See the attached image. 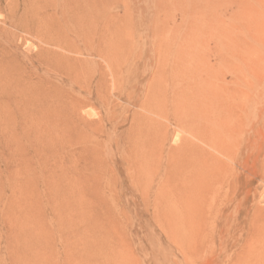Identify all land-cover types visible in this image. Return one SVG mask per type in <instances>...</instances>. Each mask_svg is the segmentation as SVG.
<instances>
[{
    "label": "rangeland",
    "instance_id": "obj_1",
    "mask_svg": "<svg viewBox=\"0 0 264 264\" xmlns=\"http://www.w3.org/2000/svg\"><path fill=\"white\" fill-rule=\"evenodd\" d=\"M180 85L191 123L235 129L236 164L185 147ZM50 94L92 127L56 128ZM191 149L209 189L179 206ZM0 264H264V0H0Z\"/></svg>",
    "mask_w": 264,
    "mask_h": 264
},
{
    "label": "bare ground",
    "instance_id": "obj_2",
    "mask_svg": "<svg viewBox=\"0 0 264 264\" xmlns=\"http://www.w3.org/2000/svg\"><path fill=\"white\" fill-rule=\"evenodd\" d=\"M96 1V0H95ZM79 3V2H78ZM87 3V2H86ZM97 4V3H96ZM96 7V6H95ZM107 31V30H106ZM90 33V32H89ZM94 34V33H93ZM92 34V35H93ZM89 36V35H88ZM96 36V35H95ZM90 37V36H89ZM94 37V36H93ZM111 38V37H110ZM93 39V38H92ZM86 40V39H85ZM63 42V41H62ZM112 45V44H111ZM58 47H61V49L62 48H64V46L63 45H61V44H59L58 43ZM96 50V49H95ZM94 50V51H95ZM107 51V50H106ZM95 53H96V55L98 56V57H101L102 59H104V57H105V54H103V51H99V50H97V51H95ZM94 55V54H93ZM116 55V54H115ZM114 57V56H113ZM101 59V60H102ZM116 59V58H115ZM99 60H100V58H99ZM158 61V60H157ZM103 63V62H102ZM104 64V63H103ZM106 66V65H105ZM97 68V67H96ZM105 69V68H104ZM114 69H116V68H114ZM109 70H110V67H109ZM109 70H107V71H109ZM106 71V70H105ZM104 71V73H106ZM157 71V70H156ZM113 72V71H112ZM116 72V71H115ZM117 73V72H116ZM110 74H113V73H110ZM80 75V74H79ZM79 75H77V76H75V77H78L79 78ZM83 75H85V74H83ZM88 75V74H87ZM101 75H103L102 73H101ZM105 75V74H104ZM107 75H109L108 73H107ZM94 76V75H93ZM106 76V75H105ZM104 76V77H105ZM88 77V76H87ZM91 77V76H90ZM95 77V76H94ZM102 77V76H101ZM101 77H100V79H101ZM81 78V77H80ZM83 78V77H82ZM85 78H86V76H85ZM89 78V77H88ZM76 79V78H75ZM90 80H92L91 78H89ZM104 79V78H103ZM79 80H81V79H79ZM85 80V79H84ZM154 80V79H153ZM74 81V80H73ZM76 81V83L78 82V79L77 80H75ZM81 81H83V80H81ZM93 81V80H92ZM88 82H89V80H88ZM101 82V81H100ZM99 82V83H100ZM81 83H83V82H81ZM86 83V82H85ZM84 83V84H85ZM149 83H150V81H149ZM183 83V82H182ZM78 84H79V82H78ZM80 86L82 85V84H79ZM90 85V84H89ZM104 85V84H103ZM155 85V84H154ZM172 85V84H171ZM84 86V85H83ZM83 86H81L80 87V89H82L83 88ZM97 86V85H96ZM101 86V85H100ZM99 86V87H100ZM90 87V86H89ZM159 87V86H158ZM172 87V86H171ZM180 87L181 88H178L176 91H175V93L173 92L171 95H172V97H166L165 96V98H167L169 101L171 100V102H170V104H176V101H180V100H182V98H186L187 96H189V95H195V93H196V91H192V90H190L189 88H186V89H183L182 87H183V85H180ZM97 88H98V86H97ZM148 88H150V86L148 85ZM89 90V89H88ZM100 90V89H99ZM102 90V89H101ZM162 90V89H161ZM82 91V90H81ZM85 91H86V89H85ZM90 92H88V94L90 93L91 94V90H89ZM147 91V90H146ZM79 92V91H78ZM83 92V91H82ZM170 92V91H169ZM76 93H77V91H76ZM146 93V92H145ZM101 94V93H100ZM170 94V93H169ZM51 96H52V94H50ZM78 95H82V94H78ZM95 95V94H94ZM171 95H169V96H171ZM175 95V96H174ZM52 97H54V98H57V97H59V96H57V95H54V96H52ZM102 97V95L100 96V98ZM153 97H154V100L153 99H151V100H149L148 99V101L145 103V104H142L141 105V101H140V106H141V110H143L144 111V113L146 114V115H148V116H150V118H147L146 119V122H149V124H152V126H154L153 124L156 122V120H155V118H159V116H161V117H164L165 116V114L164 113H162V112H160L159 111V97L157 96H155V95H153ZM152 97V98H153ZM76 98V97H75ZM75 98H73V97H70L69 99H65L66 101H65V103H63L64 101H63V99L62 98H57L56 99V101L58 102V104L59 105H61L62 103V105H61V112H63V114H61V115H63V116H65V117H61V118H59V119H57V124H56V128H58V129H60V130H67V132H68V130H73V128L74 127H78L79 125H74L73 124V120L72 119H77V120H79V122L81 123V120H82V123L84 124V121L86 120V118H85V120H84V115L82 114V110L86 107V103H88L86 100H85V102L83 101V102H81V101H79V100H77V99H75ZM79 98V97H78ZM82 98V97H81ZM99 98V97H98ZM172 98V99H171ZM145 99V98H144ZM143 99V100H144ZM84 100V99H83ZM94 100V99H93ZM102 100V99H101ZM185 102V101H184ZM170 106V105H169ZM172 106V105H171ZM170 106V107H171ZM182 107V106H181ZM172 108V107H171ZM140 109V108H139ZM184 109V110H183ZM173 110V109H172ZM187 110L188 109H185V108H182V109H179V104L177 103L176 104V111H177V115H178V123H179V127H178V129L180 128V130H182L183 132H184V134H186V136H188L187 138L186 137H184V140H183V143H184V145H185V147L186 146H192V145H195V146H197V148H196V150L198 151V150H200V151H202V149L198 146V144H201V145H203L205 148H207L208 150H210L213 154H210L211 156H213L214 158H220V157H226L227 159H233V154H232V151H233V149L234 148H236L237 149V152H236V155H235V157H234V159L232 160L235 164H236V162H237V160H238V157H237V155L240 157V148H238V146H236L235 147V145L233 144V146H232V140H231V135H232V133L234 132V130L235 129H232L230 132H229V130H228V128L226 127V126H224L223 128H222V126H218V131H216V130H212V131H209L207 128H203V127H199V126H196L194 123H191V119H188L189 118V114L187 113ZM81 115L83 116V117H81ZM86 115V114H85ZM82 118V119H81ZM137 118V117H136ZM153 118V119H152ZM103 119V118H102ZM105 120V119H104ZM111 120V119H110ZM140 120V119H139ZM139 120H138V122H139ZM233 120V119H232ZM143 121V120H142ZM93 122V121H92ZM137 122V123H138ZM75 123V122H74ZM81 123V124H82ZM85 123H87V121H85ZM91 123V122H90ZM103 123V122H102ZM136 123V122H135ZM157 123H158V121H157ZM89 123H87V126H91L92 127V125H88ZM139 124V123H138ZM143 124H145V120H144V122H143ZM156 124V123H155ZM74 125V126H73ZM85 125V124H84ZM83 125V127H86V126H84ZM158 125V124H157ZM81 126V125H80ZM89 127L87 128V129H89ZM137 127V126H136ZM141 127H143V126H141ZM141 127H137V128H141ZM136 128V129H137ZM146 128V127H145ZM151 128V127H150ZM78 129H80V127H78ZM141 129H144V127L143 128H141ZM74 130H75V128H74ZM77 130V129H76ZM138 130V129H137ZM84 131V130H83ZM145 132H146V130H144ZM157 131H158V129H157ZM77 132V131H76ZM138 132H140V131H138ZM143 132V131H142ZM141 132V138L140 137H138V138H140V139H142V140H144L143 141V146H142V148H141V158L142 157H149V155H150V153L152 152V150L153 151H155V153L154 154H156V150L158 149H156V150H154L155 149V147H154V145L155 144H153V142L154 141H152L151 139H150V136H149V132L150 131H148V128H147V133L145 134V133H142ZM71 133V132H70ZM69 133V134H70ZM81 133H82V130H81ZM151 133H152V131H151ZM72 134V133H71ZM75 134V133H74ZM80 134V133H79ZM84 134V133H83ZM138 134V133H137ZM76 135V134H75ZM85 135V134H84ZM139 136H140V133L138 134ZM150 135H152V134H150ZM158 135H159V133H158ZM79 136V135H78ZM86 136L87 135H85L84 136V138H86ZM82 138V137H81ZM89 140H90V138H88ZM136 139V138H135ZM81 140V139H80ZM133 141H135V140H133ZM150 141V142H149ZM140 143H141V140L139 141ZM130 143V142H129ZM135 143V142H134ZM137 143V142H136ZM155 143V142H154ZM87 145V144H86ZM135 145V144H134ZM138 145H140V144H138ZM157 145V144H156ZM87 147V146H86ZM132 147H133V144H132ZM141 147V146H140ZM153 147H154V149H153ZM159 147V146H158ZM183 147V146H182ZM111 148H113V147H111ZM124 148V147H123ZM126 149H127V147H125ZM124 148V149H125ZM139 147H137L136 146V149H138ZM191 148V147H190ZM131 149V148H130ZM195 149H191L190 150V154L191 155H193V156H195L196 158H197V156H196V152L194 151ZM120 151H122V149L120 150ZM179 151V150H178ZM135 152V151H134ZM181 152V151H180ZM121 153V152H120ZM123 153V152H122ZM129 153V152H128ZM162 153V152H161ZM198 153H199V151H198ZM243 153V152H242ZM154 154H152V155H154ZM200 154V153H199ZM114 155V154H113ZM151 156V155H150ZM156 156V155H155ZM155 156H154V159H155ZM139 158H140V156H138ZM152 157V156H151ZM194 158V157H193ZM134 160H135V163H136V159H138L137 157H135V158H133ZM147 159V161L145 162L146 163V166H147V162L148 163H150L149 162V160H148V158H146ZM154 159H152V160H154ZM242 159V158H241ZM139 161H140V159H138ZM143 160H144V158H143ZM143 160H141V164H142V161ZM139 161H138V163H139ZM150 161H151V158H150ZM195 161V165H194V167H193V169H192V171H191V174H190V176H191V179L190 180H186L185 182H183V184H184V186L183 187H181L180 188V190H179V195H178V203H176V204H178L179 206H181V205H183V202H184V200H182L183 198H182V196H183V194L184 193H186V192H188V190H190V191H192V193L194 192V191H196V193L198 192V191H200L199 190V187L202 185V188H204V191L206 192V190H208L209 188H208V182H207V180H206V178H207V171L209 172V169L207 170V160L205 159V158H201V159H195L194 160ZM134 162V161H133ZM144 163V162H143ZM155 163V161H153V163L152 164H154ZM152 164H151V166H152ZM155 165V164H154ZM140 166V165H139ZM139 166H137V167H139ZM144 168H145V166H143ZM150 168V167H149ZM148 168V169H149ZM152 168V167H151ZM150 168V169H151ZM138 169V168H137ZM140 169V168H139ZM136 171H138V170H136ZM143 172V175L145 174V172H149V171H145L144 172V170H141V173ZM150 172L152 173V170H150ZM140 173V172H139ZM150 173V174H151ZM149 174V173H148ZM149 174V175H150ZM141 175V174H140ZM139 175V176H140ZM146 176V175H145ZM155 176V175H154ZM137 177H138V173H137ZM147 178H148V175L146 176ZM152 177V176H151ZM156 177V176H155ZM145 179V178H144ZM152 179V178H151ZM151 179H149V180H151ZM186 179V178H185ZM223 179V178H222ZM147 180V182H148V179H146ZM152 181V180H151ZM144 182V181H143ZM168 182V181H167ZM163 186H165V185H163ZM171 187V186H170ZM195 189V190H194ZM164 190V189H163ZM203 192V191H202ZM191 193V194H192ZM171 194V193H170ZM167 195V194H166ZM176 195V194H175ZM208 195H210V193L208 194ZM177 196V195H176ZM191 196V195H190ZM203 196H204V194H203ZM200 195H198V196H196V197H194V196H192V201L193 202H196V200H199L200 199ZM162 198V197H161ZM160 198V199H161ZM207 198V197H206ZM212 198V197H211ZM168 199V198H167ZM208 199V198H207ZM161 200H163V198L161 199ZM170 200V199H169ZM174 202V201H173ZM192 202V203H193ZM210 202H212V201H210ZM209 202V203H210ZM224 203V202H223ZM168 204V203H167ZM166 204V207H168L169 208V204L167 205ZM170 205H172V203L170 202ZM177 205V206H178ZM186 205V204H185ZM191 205V204H190ZM210 205V204H209ZM175 206V205H174ZM172 207V208H174V210L176 209V207ZM188 207H189V205H187ZM171 207V206H170ZM184 207V206H183ZM187 207V209H189ZM171 208V209H172ZM202 208V207H201ZM200 208V209H201ZM163 209V208H162ZM182 209V208H181ZM187 209H185V210H187ZM193 209V208H192ZM166 210V209H165ZM165 210H163V211H165ZM171 211V210H170ZM200 211H202V210H200ZM205 212V211H204Z\"/></svg>",
    "mask_w": 264,
    "mask_h": 264
}]
</instances>
